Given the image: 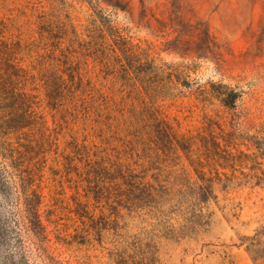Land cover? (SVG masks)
Wrapping results in <instances>:
<instances>
[{"label":"rangeland","instance_id":"374dc122","mask_svg":"<svg viewBox=\"0 0 264 264\" xmlns=\"http://www.w3.org/2000/svg\"><path fill=\"white\" fill-rule=\"evenodd\" d=\"M39 16L51 35L39 32ZM0 21L5 40L28 46L18 55L24 57L20 66L29 68L54 42L56 55L75 51L69 60L80 64L83 84L93 94L112 96L111 80L103 79L78 43H99L103 36L117 43V54L131 51L167 81V97L157 98L154 108L181 140L178 146L138 142L125 130L127 114L117 115L112 127L95 126L94 110L77 108L75 115L66 102L65 116L46 108L42 89L33 91L48 127L63 126L60 151L70 135L79 142L86 137L92 158L111 173L99 207L89 208L98 226L88 228L84 244L74 237L76 216L57 209L52 217L73 218L57 226L69 244L58 242L54 225L46 222L55 189L48 171L53 155L37 189L43 246L17 225L23 215L17 195L0 192V264H264V0H0ZM202 90L213 97L204 101ZM231 92L237 95L234 106L225 107L218 98ZM13 138L0 141L14 144ZM4 153L0 149V169L10 172ZM119 165L136 169L147 185L166 184L168 195L147 203L141 190L128 194ZM201 182L209 186L206 202L189 189ZM65 192L68 207L71 191Z\"/></svg>","mask_w":264,"mask_h":264},{"label":"trees","instance_id":"16d2710c","mask_svg":"<svg viewBox=\"0 0 264 264\" xmlns=\"http://www.w3.org/2000/svg\"><path fill=\"white\" fill-rule=\"evenodd\" d=\"M39 19H41L39 32L47 31V34L51 35L48 26L46 29L43 27L42 16H39ZM4 31L5 25L0 21V139L12 136L15 142L13 144L0 141V149L5 152L2 157L8 159L10 169V172L5 168L0 169V192L8 193L13 190L17 195L14 199L20 204L23 214L22 223L18 220L17 225L31 234L38 246H43L47 241L46 226L42 223L39 213L42 198L37 189L44 175L47 157L53 155L48 171L53 176L55 189L51 197L52 209L45 215L46 222L54 225L58 242L69 244L60 236L61 231L57 228L59 221L65 218L58 217L57 220H52V217L56 216L57 209L76 216L80 227L75 229L74 237L81 239L78 243L84 244L88 228L97 229L98 221H95L89 208L92 206L96 209L104 199L107 188L103 184L111 173V167L108 168L102 161L92 158L95 155H91V149L85 144L86 137L79 142L75 135H70L60 151L58 137L63 126L57 123L53 124L52 128L48 127L41 111L37 110L40 103L32 92L42 89L46 108L51 111H63L65 116L68 113V108L64 109L66 102L70 104L75 115L77 108L84 114L89 112V108L94 110L95 126L108 124V127H112L117 115L123 117L127 114L125 130L138 142H149L150 139L154 144L167 143L178 146L181 140H176L171 133V127L165 120L159 118L154 108V101L157 98L167 97L165 94L167 81L158 77L147 64H140L131 51L123 49L117 54V43L109 44L100 36L102 41L99 43L91 40L78 45L84 51L83 56L93 57L97 62L103 79L110 78L112 85L107 89L109 94L120 97L114 99L104 92H96L94 95L93 88L89 84H83L79 71L80 64L72 65L69 60L71 56L69 54L75 51L60 50L56 55L58 47L53 42L50 44L52 49H48L47 55H39L30 63L29 68H24L19 65L24 57L18 55H22L28 46L15 41L8 42L4 39ZM73 36L76 37L75 34ZM47 62L50 64L45 67ZM199 95L204 101L213 97L206 90L200 91ZM236 98L237 95L231 92L226 98L218 99L223 106L231 108ZM128 100L131 102L127 108ZM135 103L139 108L134 105ZM68 115L71 116V113ZM72 119L75 120V117ZM117 169L119 172L117 175L122 185L127 187L128 194L132 195L135 191L141 190L145 197L142 200L147 203L169 193L166 184H157L154 187L143 183L144 176L135 173L136 169L123 165L117 166ZM116 186V189L118 186L120 188V184ZM65 188L71 191L69 199L72 204L68 207L63 206ZM189 189L196 192L195 200L198 198L206 202L210 197L209 186L202 182ZM125 202L134 205L133 199L128 198ZM65 220L71 221L73 218L68 216ZM98 220L104 218L99 217ZM65 229L68 227L65 226ZM95 233L100 236L99 230ZM16 242L20 244L21 239L18 237Z\"/></svg>","mask_w":264,"mask_h":264}]
</instances>
